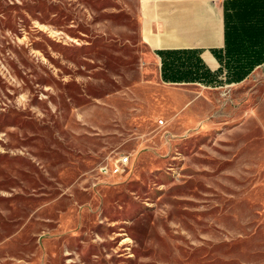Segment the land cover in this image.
Masks as SVG:
<instances>
[{"label":"rangeland","instance_id":"1","mask_svg":"<svg viewBox=\"0 0 264 264\" xmlns=\"http://www.w3.org/2000/svg\"><path fill=\"white\" fill-rule=\"evenodd\" d=\"M75 83L130 108L123 146L83 155ZM219 110L158 78L139 0H0V264H264L263 135Z\"/></svg>","mask_w":264,"mask_h":264},{"label":"crops","instance_id":"2","mask_svg":"<svg viewBox=\"0 0 264 264\" xmlns=\"http://www.w3.org/2000/svg\"><path fill=\"white\" fill-rule=\"evenodd\" d=\"M139 2L141 39L152 53L158 78L168 85L196 86L197 126L202 130L209 126L214 130L223 122L217 115L219 109L242 107L245 126L254 120L263 135L264 159V0ZM174 50L198 53L196 82L163 81L162 58L157 52ZM253 60L259 61L254 68ZM233 76L243 78L231 82ZM73 87L68 98L74 101L76 122L83 130L81 136L76 133V139H82L77 146L86 150L83 155L105 154L109 139L116 140L111 147L123 146L118 141L128 136L133 125L130 108L101 87L96 90L90 83ZM245 138L250 140L251 133Z\"/></svg>","mask_w":264,"mask_h":264},{"label":"trees","instance_id":"3","mask_svg":"<svg viewBox=\"0 0 264 264\" xmlns=\"http://www.w3.org/2000/svg\"><path fill=\"white\" fill-rule=\"evenodd\" d=\"M157 54L162 58V79L164 82H196V67L201 62L198 53L194 50H174L158 51ZM258 60H253L251 67L258 64ZM187 68L186 71H182ZM190 70V71H189ZM209 74L211 72L209 71ZM200 79L202 77H199ZM241 76H233L231 82L241 80Z\"/></svg>","mask_w":264,"mask_h":264},{"label":"built area","instance_id":"4","mask_svg":"<svg viewBox=\"0 0 264 264\" xmlns=\"http://www.w3.org/2000/svg\"><path fill=\"white\" fill-rule=\"evenodd\" d=\"M162 124V122H161ZM130 162V157L128 156H121L119 158H115L114 161H111V163L108 165L105 164L102 168V172L110 173L112 175H117L122 173L126 167H128Z\"/></svg>","mask_w":264,"mask_h":264}]
</instances>
